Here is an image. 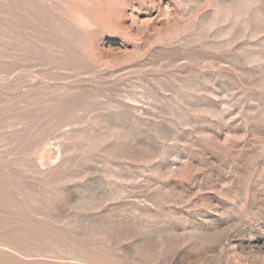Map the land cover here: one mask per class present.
<instances>
[{
    "label": "rangeland",
    "instance_id": "obj_1",
    "mask_svg": "<svg viewBox=\"0 0 264 264\" xmlns=\"http://www.w3.org/2000/svg\"><path fill=\"white\" fill-rule=\"evenodd\" d=\"M0 264H264V0H0Z\"/></svg>",
    "mask_w": 264,
    "mask_h": 264
}]
</instances>
